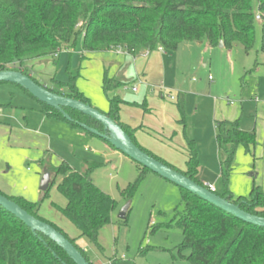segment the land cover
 <instances>
[{
	"label": "rangeland",
	"instance_id": "1",
	"mask_svg": "<svg viewBox=\"0 0 264 264\" xmlns=\"http://www.w3.org/2000/svg\"><path fill=\"white\" fill-rule=\"evenodd\" d=\"M255 35L254 47L248 53L241 44L228 49L212 47L207 42L183 43L177 51L163 50L166 52L163 55L166 86L175 91L183 88L185 94L186 134L195 141L200 160L197 180L203 186L214 185L218 192L225 188L222 162L227 155L216 140V121L240 117L241 129L255 128L256 134L264 136V53L261 51L259 22ZM140 52L150 53L148 50ZM89 61L90 53L84 54L80 38L75 49L63 50L59 57L46 56L21 66L16 64L11 69L25 71L48 88L61 90L62 83L76 76L77 87L88 86L95 96L108 99L117 92L126 100L143 102L141 92L135 94L123 87L108 92L107 96L96 86L91 74L97 73ZM160 100L158 103H163L169 110L156 106L155 113L145 112L151 116L145 123L152 132L159 130L154 121L172 115L174 108L176 111L177 102H171L167 95ZM0 105H5L0 106L1 192L40 203L39 216L74 238L78 229L54 206L64 207L67 199L58 189L61 177L55 176L53 168L66 161L84 173L90 163H97L98 167L92 173L95 183L117 200L118 205L112 214V222L100 231L98 241L102 248L84 238L76 240L80 241L78 246L89 260L93 264H110L114 259L115 264H190L178 253L183 233L177 226L176 214L184 210L182 191L178 186L147 171L133 197L127 199L122 191L137 179L140 171L137 162L102 138L44 116L39 100L16 84L0 83ZM175 116L178 117L176 112ZM174 122L176 126V120ZM166 128L169 130V125ZM147 137L144 142L153 148L152 151L171 152L175 167L186 168L187 155L183 149L172 152L154 142L151 136ZM259 152L260 148L255 154L247 153L242 146L236 151L229 173V188L236 197L249 198L254 183L263 180L264 172L260 167L264 154ZM47 173L50 185L45 195L40 186ZM128 202H131V209L125 225L119 213ZM188 254L189 251L184 252V255Z\"/></svg>",
	"mask_w": 264,
	"mask_h": 264
},
{
	"label": "trees",
	"instance_id": "2",
	"mask_svg": "<svg viewBox=\"0 0 264 264\" xmlns=\"http://www.w3.org/2000/svg\"><path fill=\"white\" fill-rule=\"evenodd\" d=\"M258 22L261 24V51L264 53V0H0V71L46 56L59 57L61 51L75 49L80 38L84 54L122 49L136 55L142 50L151 52L160 47L165 51H177L181 44L188 42H207L212 47L223 42L228 49L241 44L248 53L255 44ZM76 78L71 76L69 82L62 83L65 91L46 88L93 106L78 89ZM121 86L118 79L105 73L103 91L106 94ZM40 103V112L46 117L75 128L83 129L80 124H86L101 133L107 132L99 122L78 111L66 108L71 117L68 120L62 112ZM123 103L119 96L109 98V111L105 114L118 123L141 150L199 183V153L195 141L186 134L184 95H179L177 107L180 113L178 123L183 126L187 147L185 171L139 145L135 129L121 122ZM139 106L148 111L146 102ZM216 129L217 143L227 155L222 162L225 188L216 193L241 209L264 217L262 187L254 185L249 198L236 197L229 188V173L233 169L236 151L242 146L247 153H252L257 145L256 133L242 130L238 120L217 121ZM138 166L137 179L122 191L127 199L133 197L146 172H152L140 164ZM96 167L97 163H90L84 173L65 161L54 167L55 176L61 177L58 189L67 199L66 206H54L76 226L80 233L78 238L102 248L98 241L100 231L112 222L118 202L96 185L92 176ZM180 189L184 203V210L176 214L177 226L183 233V242L178 248L180 257L186 258L190 264H264L263 227L247 223L200 196ZM0 194L52 225L93 264L81 246L75 244L78 238H70L55 223L39 216L40 203L1 191ZM121 221L127 225L128 216ZM185 251H189L187 256ZM0 264L75 262L55 242L40 232L32 231L0 206ZM110 264H115V259Z\"/></svg>",
	"mask_w": 264,
	"mask_h": 264
},
{
	"label": "crops",
	"instance_id": "3",
	"mask_svg": "<svg viewBox=\"0 0 264 264\" xmlns=\"http://www.w3.org/2000/svg\"><path fill=\"white\" fill-rule=\"evenodd\" d=\"M165 53H166L165 51H160L159 49L155 51H151L150 53L147 54H145L144 52H140L136 55H131L121 50L91 52L89 65L95 68L97 74L94 76L93 74L91 75L92 77H94L93 79L97 84L96 86H99V88L101 87L102 90H103V79L106 73L109 77L118 79L122 83L121 87L125 89L128 88V90H131L135 94L141 92L142 98L144 99L143 102H139V101L132 102L128 99L126 100L121 97V93L116 92L113 94L114 96H119L124 101V103L121 105V110H120L121 122L135 129V138L142 147L151 151L154 154L157 153L159 157H161L168 163L175 166L176 164H174L173 162L174 159L172 158L171 152H169V154H163L159 152V150L152 151L153 148L148 147L147 144L144 142L146 139H148L147 135H149L154 139V142L162 144L161 146L167 147L168 150L174 152V151H179V149H183L187 155V150H186L187 147L183 133L184 132L183 126L178 123V120L180 119V113L177 104H175L176 111L174 110L175 108L173 107L174 109L172 110V115H164L161 121L159 120L154 121V123H156L154 124V126L160 131L153 130L155 132H152L149 129V127L146 126L145 123V120L148 117L151 118V116L145 115V112L147 113L148 112L151 113L152 111L154 112L156 110L155 108L156 106L164 108L165 111L169 110L167 107H165L166 105H164L163 103L162 104L158 103L160 98H161L160 101H162L166 97V94L164 93L166 89H169V91H171V93L175 96V100H171L168 97L169 100L174 103L178 102L180 94L185 95L184 92L182 91L183 88H179V90L175 91L171 87L166 86L164 66H163L164 65L163 55ZM135 85H138V91L133 90V86ZM78 89L90 100L92 105H94L95 107H99L100 109L103 110L102 112L105 111L104 113H107L109 111V97L108 99H105V97H100L101 95L100 96L93 95L91 90H89L88 86L83 88L80 85H78ZM61 90H63V88ZM144 102H146L147 104L146 107L148 108V111L143 110L144 108L143 107L141 108V106H139ZM134 103H136V105H134ZM175 112L176 115L178 116L177 118H175L176 117ZM240 119L241 118L239 117L237 119H232V120L228 119V121H233V120L240 121ZM175 120L177 124L176 126L174 122ZM166 125H169L170 127L169 130H166L167 129ZM140 127L144 129L138 130V128ZM242 130H246L250 132L253 131L256 133L255 128L254 130H247V129H242ZM149 132L153 133L154 135H151ZM256 140H258V142L257 145L253 148L252 153L255 154V150H258V148H260L259 154L262 155V153L264 154V149L262 150V148L264 147V136L262 134L261 136H259L257 133ZM186 168L182 171H185ZM260 170L264 172V159L261 164ZM261 181L254 184L262 187V189L264 190V178ZM12 196H17V195L13 194ZM79 234L80 233L78 230V235L75 236L74 238H78ZM78 239L81 240L83 238H78Z\"/></svg>",
	"mask_w": 264,
	"mask_h": 264
},
{
	"label": "water",
	"instance_id": "4",
	"mask_svg": "<svg viewBox=\"0 0 264 264\" xmlns=\"http://www.w3.org/2000/svg\"><path fill=\"white\" fill-rule=\"evenodd\" d=\"M219 46L224 47L223 42H221ZM2 82H9L22 87L40 102L62 112L68 120H71V117L66 113V108L78 111L94 119L104 127L105 131H107L106 133H101L97 129L91 128L86 124L80 125L87 132L108 141L116 149L123 152L133 161L150 169L152 173L159 175L179 188H183L200 196L204 200L214 204L228 213L235 215L247 223L264 228V217L251 214L241 209L235 203L221 197L217 193L211 192L206 186L191 180L184 174L175 171L165 163L150 156L132 141L131 137L118 123L90 104L54 93L48 90L45 86L38 84L30 75L18 70L9 69L0 71V83ZM49 185L50 175L47 173L41 182V191L46 192L49 189ZM0 206L20 219L32 231L40 232L55 242L67 253L75 264H90L77 247L49 223L34 217L16 202L2 194H0ZM130 209L131 202H128L120 211L119 218L126 220Z\"/></svg>",
	"mask_w": 264,
	"mask_h": 264
},
{
	"label": "built area",
	"instance_id": "5",
	"mask_svg": "<svg viewBox=\"0 0 264 264\" xmlns=\"http://www.w3.org/2000/svg\"><path fill=\"white\" fill-rule=\"evenodd\" d=\"M257 19H260V16H257ZM159 50L163 51L164 49L162 47L159 48ZM133 90L134 91H138V85L133 86ZM171 100H175V96L171 93V91L165 90L164 92ZM207 188L211 191L216 193L217 189L214 185L208 184ZM78 241L75 242L76 245H78L77 243Z\"/></svg>",
	"mask_w": 264,
	"mask_h": 264
}]
</instances>
